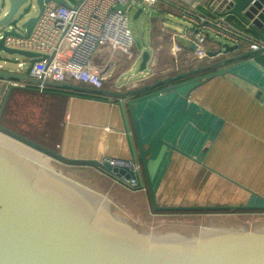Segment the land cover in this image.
Masks as SVG:
<instances>
[{"label":"crops","instance_id":"0c3cea01","mask_svg":"<svg viewBox=\"0 0 264 264\" xmlns=\"http://www.w3.org/2000/svg\"><path fill=\"white\" fill-rule=\"evenodd\" d=\"M185 1L192 4L196 0ZM208 1L202 0L198 11L210 14L206 8ZM181 2L182 0H162L158 4L156 10L163 9L168 19L178 18L179 21L173 25L183 27V33L177 35L174 31L163 28L161 19L154 22L149 33V60L143 71L139 67L145 49L137 51L133 43L130 52L122 54L108 45L101 46L91 58L95 66L102 67L107 64L101 73V94L71 91L55 86H49L50 89L45 92L33 89L14 90L18 92L12 91L10 96L15 93L36 94L44 106L11 108L10 112H3L0 124L12 131L11 127L5 125V121L11 120L10 115L15 116L29 110L33 115L29 116L31 121H28L26 114H21L14 123L17 127H26L28 123L34 128L13 132L67 159L101 162L104 159L130 160L134 155L137 156L126 106L129 98L118 99L106 93L127 92L148 86V90L138 95L144 96L160 88L153 87L159 80L173 78L191 70L197 71L196 74L182 81L212 72L209 69L212 59L195 60L192 49L178 40L185 48L181 64L175 66L168 53V36L174 34L184 42L183 37L188 36L192 28L174 10ZM226 22L234 30L243 31V27L234 17L228 16ZM207 41V53L217 52L223 44L235 46L221 38L211 40L209 37ZM238 45L241 51L248 50L251 46L243 41ZM199 68L202 69L198 70ZM236 73L244 80L230 75L213 77L197 87L189 85L133 105L134 118L143 145L182 108L184 100H187V109L196 115L201 124L189 114L181 115L162 134L161 143L149 156V174L159 206L263 204L264 73L248 67L238 69ZM49 82L90 89L88 85L67 80L63 74H55ZM199 156H203L201 161H198ZM49 161L54 166L65 169L66 175L83 176L82 179H86L83 182L76 177L72 179L105 195L115 209L124 212L123 216L129 221L145 224L161 217L185 215L192 216L203 224L206 219L212 218V215L155 213L147 193H129L91 167L65 165L54 159Z\"/></svg>","mask_w":264,"mask_h":264},{"label":"water","instance_id":"95a60500","mask_svg":"<svg viewBox=\"0 0 264 264\" xmlns=\"http://www.w3.org/2000/svg\"><path fill=\"white\" fill-rule=\"evenodd\" d=\"M27 1L8 0L9 8L0 18V52L31 59L39 56L8 49L4 46V39L9 36L28 38L42 12L43 3L53 1L64 7H68V4L64 0H36L38 14L21 25L23 36L4 30L7 25L15 23L14 17ZM115 10L124 11V8L117 6ZM140 13L141 9H138L134 18ZM228 15L243 27L242 32L235 30L242 33L243 42L257 44L259 50L250 48L241 51L239 45L223 44L217 52L206 54L213 62L209 66L212 72L204 76L182 81L196 74L197 71L191 70L159 80L153 87L160 88L144 96L138 95L148 90V86L127 92L106 93L118 99L129 98L126 106L137 149L136 157L155 213H264V200L260 205L159 206L149 174V156L161 143L162 134L181 115L189 114L201 124L196 115L187 109V100H184L182 108L143 145L134 118L133 105L138 101L189 85L197 87L213 77L230 75L244 80L236 73L244 67L264 73V0H231ZM148 60L149 53L145 51L141 57L140 71L144 70ZM0 81V97L4 94L0 105L1 119L11 92L21 89L13 86L5 88V83L36 82L25 74L1 68ZM46 85L71 91L102 93L71 84L46 82ZM28 89L33 88H25ZM0 135L7 141L0 139V264H264V223H257L248 230L231 219L208 218L199 228L162 226L152 230L142 229L117 213L105 195L64 175L51 165L49 159L65 165L87 166L129 179L131 173L126 169L97 160L67 159L1 124ZM202 158L199 156L198 161Z\"/></svg>","mask_w":264,"mask_h":264},{"label":"built area","instance_id":"2783aa9c","mask_svg":"<svg viewBox=\"0 0 264 264\" xmlns=\"http://www.w3.org/2000/svg\"><path fill=\"white\" fill-rule=\"evenodd\" d=\"M68 7L53 1L43 3L42 12L28 38L6 37L4 46L8 49L37 54L39 57L28 60V66L18 63L14 72L25 74L35 84L25 82H6L9 86L25 89L33 88L38 92L50 89L46 82L55 74H63L67 80L88 85L94 90L101 89V73L107 64L95 66L91 58L95 51L104 45L122 54H128L133 47L132 37L127 28V12L140 5L156 9L162 0H74ZM202 0L189 4L182 0L174 10L179 17L192 25L188 36L183 39L192 49L195 60L207 58V40L210 36L221 38L234 45L244 41L242 33L236 32L226 22L229 16L231 0H209L207 10L210 14L198 11ZM122 7L124 11L115 10ZM17 23L5 27L7 32L24 35V30ZM1 37V35H0ZM168 53L175 66L181 64L185 48L177 42V36H168ZM253 51L260 46L252 44ZM112 167L126 169L131 173L129 179L112 176L96 170L114 185L129 193H147L141 166L134 155L130 160L104 159Z\"/></svg>","mask_w":264,"mask_h":264},{"label":"rangeland","instance_id":"374dc122","mask_svg":"<svg viewBox=\"0 0 264 264\" xmlns=\"http://www.w3.org/2000/svg\"><path fill=\"white\" fill-rule=\"evenodd\" d=\"M69 3L73 4L74 0H67ZM9 8L8 0H0V18L3 13L7 12ZM138 9H142V13L137 17L134 18V14ZM38 14V8L36 5V0H28L26 4L21 6L19 11L17 12L16 16L14 17V22L19 24L20 26L29 18L34 17ZM158 19L162 20V27L165 29H170V31H174L177 35H181L183 33V27H177L174 26L173 23L178 22V18H173V19H168L166 16L165 11L162 9V11H158L154 8H149L146 5H143L142 7H137L133 8L130 11L127 12V28L130 32V35L132 37V41L135 46V50H142L149 49V43H150V38H149V33L151 26L153 25L154 22H157ZM181 24V23H180ZM182 25V24H181ZM183 26V25H182ZM23 31V29H20ZM211 40H214L215 37L210 36ZM179 42L183 43L184 45L187 46V43L181 39H177ZM220 42V44L223 43L221 40H216ZM149 53V50H148ZM18 63H23L25 69L28 66V60L22 56L18 55H7L5 53L0 52V68L5 69L8 71L14 72L17 69V64ZM18 92V91H14ZM4 97V94H1L0 97V104L1 101ZM44 106V104H41L38 96L36 94H12L10 96V101L8 104V109L9 112L11 108H15L17 106H24L26 109L28 107L32 106ZM28 106V107H27ZM21 114H26V116L29 118L28 121H31L29 116H33L29 110L17 113V115H10L11 120H6L5 125L11 127L13 129L12 131H17V130H30L33 127V125H29L28 123L25 125H21L18 127L15 124V119L19 118ZM8 121V122H7ZM7 122V124H6ZM15 122V123H14ZM51 165L61 171L64 175L67 173L65 169H60L59 167L54 166L52 163ZM69 175V176H68ZM69 178H77V180L83 182L86 179H82L83 176H75L72 174H67ZM75 178V179H76ZM84 178V177H83ZM120 195L122 194L121 192L119 193ZM138 194V193H134ZM140 194V193H139ZM144 195V193H142ZM115 209V208H114ZM115 211L119 214L124 213L122 210L115 209ZM123 215V214H122ZM212 218H219V219H231L234 221H237L241 224H243L248 230H251L252 227L257 224V223H264V213H252V214H237V215H232V214H224V215H212ZM130 218V217H129ZM128 219V218H127ZM131 219V218H130ZM132 220V219H131ZM135 221V220H134ZM133 222V221H131ZM136 226L142 228V229H147V230H152L156 229L158 227L162 226H177V227H196L199 228L203 224H201L200 221H197L192 218V216H173L170 218H157L155 220H149L145 224H140L137 221L133 222ZM138 225H137V224Z\"/></svg>","mask_w":264,"mask_h":264},{"label":"trees","instance_id":"16d2710c","mask_svg":"<svg viewBox=\"0 0 264 264\" xmlns=\"http://www.w3.org/2000/svg\"><path fill=\"white\" fill-rule=\"evenodd\" d=\"M8 104H9V102L7 103V105L5 107L4 113H8V111H9V110H7L8 109Z\"/></svg>","mask_w":264,"mask_h":264},{"label":"bare ground","instance_id":"6f19581e","mask_svg":"<svg viewBox=\"0 0 264 264\" xmlns=\"http://www.w3.org/2000/svg\"><path fill=\"white\" fill-rule=\"evenodd\" d=\"M0 139L3 140V141H6V139L3 136H1V135H0ZM17 146H19V145H17Z\"/></svg>","mask_w":264,"mask_h":264}]
</instances>
